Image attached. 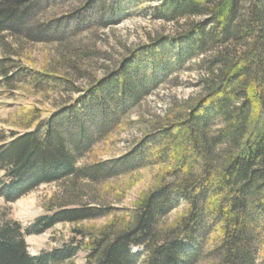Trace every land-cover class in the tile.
Wrapping results in <instances>:
<instances>
[{"label":"trees","instance_id":"obj_1","mask_svg":"<svg viewBox=\"0 0 264 264\" xmlns=\"http://www.w3.org/2000/svg\"><path fill=\"white\" fill-rule=\"evenodd\" d=\"M41 1L0 0V40L46 36ZM156 1L154 17L176 32L138 46L85 89L21 75L35 89L76 98L52 113L21 105L10 112L6 124L16 131L0 137V197L13 203L41 185L78 180L98 194L61 198L26 230L0 223V264H73L81 250L85 264H264V0ZM124 3L112 13L122 14ZM196 59L200 93L153 122L125 154L98 159L120 143L131 112ZM86 153L93 162L78 168ZM144 171L149 181L131 207L106 201L122 202ZM57 224L71 225L74 238L31 257L25 236Z\"/></svg>","mask_w":264,"mask_h":264},{"label":"rangeland","instance_id":"obj_2","mask_svg":"<svg viewBox=\"0 0 264 264\" xmlns=\"http://www.w3.org/2000/svg\"><path fill=\"white\" fill-rule=\"evenodd\" d=\"M120 1L122 3V0H42L37 21L40 25L49 23L46 36L26 39L6 34L0 40V137L16 131L6 124L16 106H35L52 113L59 105L76 98V94L66 90L35 89L22 82L21 75L34 72L54 75L85 89L138 46L161 35H172L179 27L154 17L152 10L158 4L156 0H129L128 4H123L124 12L116 15L112 13L113 5ZM199 60L185 65L146 97L129 115L130 124L120 133V143L107 156L98 159L125 154L133 141L149 131L153 122L197 96L201 91ZM94 158L92 153L78 156L77 167L89 166ZM3 175L0 171V182ZM150 175L144 171L134 176L136 185L122 202L108 195L106 201L118 207H131ZM97 194L94 185L78 180L74 184L41 185L13 203L0 197V223L15 221L26 230L38 218L50 215L47 206L57 204L59 199L69 197L84 202ZM177 213L178 210L172 212L168 218ZM72 229L71 225L57 224L44 233L25 236L28 254L35 257L69 244L74 238ZM85 255V251H79L73 264H85Z\"/></svg>","mask_w":264,"mask_h":264}]
</instances>
